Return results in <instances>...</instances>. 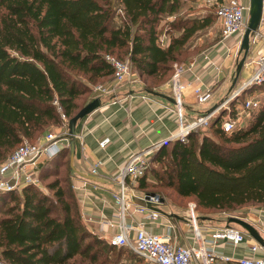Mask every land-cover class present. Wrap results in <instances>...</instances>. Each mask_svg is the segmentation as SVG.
<instances>
[{
	"label": "trees",
	"instance_id": "16d2710c",
	"mask_svg": "<svg viewBox=\"0 0 264 264\" xmlns=\"http://www.w3.org/2000/svg\"><path fill=\"white\" fill-rule=\"evenodd\" d=\"M194 1L0 0V161L24 140L61 125V114L69 118L93 99L87 83L113 73L106 54L126 58L146 91H153L169 77L179 53L189 52L183 48L190 38L216 17L210 10L188 14ZM171 15L160 36V22ZM207 128L215 138L203 132L197 140L192 132L186 142L162 144L149 161L163 167L152 171L157 183L148 182L147 167L134 189L171 188L202 209L264 207V105L246 126L224 132L217 116ZM64 162L71 170L67 146L39 161V181L54 173L46 183L52 196L34 184L0 191V264L117 263L125 247L110 246L87 229L71 179L58 177Z\"/></svg>",
	"mask_w": 264,
	"mask_h": 264
},
{
	"label": "built area",
	"instance_id": "2783aa9c",
	"mask_svg": "<svg viewBox=\"0 0 264 264\" xmlns=\"http://www.w3.org/2000/svg\"><path fill=\"white\" fill-rule=\"evenodd\" d=\"M248 14V0H222L217 3L215 15L219 22L220 42L228 55L236 57L240 53L241 40L247 26ZM263 20L264 17L261 15L259 25L249 36V46H256V48L254 53L247 52L243 61L242 67L248 69L246 77L219 103L197 112L194 116H188L185 112L183 92L190 88L196 104L204 105L212 96L211 86L203 83L192 84V81H180V75L186 67H181L176 63L172 64V74L168 79V84L173 99L177 129L168 137V140L177 139L186 142L190 133H202V130L207 128L210 120L217 116L220 118V128L224 132H231L236 128L247 125L253 112L260 107L259 95L255 93L242 98L241 108L248 111L246 121H242L241 111L237 107L233 109L229 102L236 100L249 87L264 86ZM104 58L113 69V87L139 80L138 74L132 70L127 59L122 60L110 54H106ZM93 89L98 92L108 91L102 85H95ZM222 109L224 111L219 114ZM61 121V125L57 130L48 132L43 136V141L29 142L24 140L11 154L0 161V191L13 189L20 191L26 184H39L38 165L40 159L54 155L63 146L68 147L69 138L66 127L68 118L61 114ZM75 136L74 134V138ZM62 139L66 140L65 145L60 142ZM161 142L131 153L112 173L110 178L116 185L115 191L111 194L117 207L116 221L104 219L102 223L113 227L114 230L104 235L94 231L90 232L96 234L98 238L110 246L125 247L132 250L146 264H218V262L264 264V253L259 254L260 251H264V247L255 240L248 243L246 253L239 257L225 254L222 246L226 244L235 247L247 241L246 233L238 227L228 224L205 231L199 223V217L195 212V203L193 202L188 203L186 212L181 217L193 231L194 239L192 243L177 245L172 241L169 231L174 232L177 230V225L171 221V217L167 219L168 233L164 235L153 233L145 227L144 223L159 221L161 214L155 210L133 204L129 199L128 192L131 191L140 197L145 195V193L137 192L134 186L138 178L144 174L154 151ZM103 145L104 141H99V146L103 147ZM100 165V160L94 161L89 166V173L92 175L97 174ZM158 197L151 196L149 200L161 207L162 202L159 201ZM131 207H133L134 212L141 214V220L127 219V215H132L129 211Z\"/></svg>",
	"mask_w": 264,
	"mask_h": 264
},
{
	"label": "crops",
	"instance_id": "0c3cea01",
	"mask_svg": "<svg viewBox=\"0 0 264 264\" xmlns=\"http://www.w3.org/2000/svg\"><path fill=\"white\" fill-rule=\"evenodd\" d=\"M197 1L192 2L193 7ZM184 10H187L186 7ZM199 10L197 15L204 14ZM262 16L264 17V0ZM217 32L219 38L215 40ZM164 37L165 40L162 42L167 44L169 35H164ZM206 39L208 42L202 44L203 47L199 48L187 60L186 69L183 70L179 79L180 81H192V84L203 83L211 86L212 96L204 105H198L190 88H187L183 92V102L188 116L219 103L248 74V69L242 67L237 78L238 82L232 84L231 72L238 60L225 52V48L220 42L219 22L216 17L212 24L205 28L203 42ZM255 48L256 46H249L248 53H254ZM171 74L172 69L169 77L153 89L154 92L161 95L146 91L140 78L133 83H124L116 87H113L112 76L96 84L87 83L92 97H99L100 105L76 122L75 148L71 161L73 165L71 185L83 222L89 231L104 235L114 230L113 227L102 223V221L104 219L116 221L117 207L111 195L115 191L116 185L110 178L116 168L131 153L168 139L176 131L177 121L173 99L166 98L171 97L168 84ZM95 85H102L108 91H95L93 89ZM102 140L104 141L103 147L99 146V141ZM60 142L65 145L66 140L62 139ZM96 160H100L101 165L97 169V174L92 175L89 173V166ZM86 175H92L95 179ZM253 210L254 221L249 220V222L256 227L264 239V207ZM129 211L132 215H127L128 220H141V214L134 212L133 207ZM183 215L170 218L177 225V230L169 231L172 241L177 245L190 244L194 239L192 229L181 218ZM167 219L168 217L161 215L159 221L147 222L144 225L153 233L164 235L168 233ZM200 220L199 223L205 231L220 227L210 223L204 224ZM246 240L235 247L225 244L222 246V250L229 256L239 257L246 253L248 243L254 239L246 234ZM262 253L264 251L259 252V254ZM218 264L235 263L218 262Z\"/></svg>",
	"mask_w": 264,
	"mask_h": 264
},
{
	"label": "rangeland",
	"instance_id": "374dc122",
	"mask_svg": "<svg viewBox=\"0 0 264 264\" xmlns=\"http://www.w3.org/2000/svg\"><path fill=\"white\" fill-rule=\"evenodd\" d=\"M220 1H222V0H200V1L198 0L196 5H195V7H194V11L193 12H188V14H193V13H195V14L197 13L198 14L197 11L199 9H200L199 12H203L204 13L205 11H209L210 10V11H212L214 13V11L216 9V5ZM202 9H203V11H202ZM185 13H187V12L184 9H181L180 12H179V15L180 16L181 15H186ZM121 15H122V13L119 11V14H117L115 16L114 21L116 23H120V18L122 17ZM173 17L174 16L171 15L169 17V19H172ZM167 20H168V18L162 20L160 22V24H159L160 27H161L160 28L161 29L160 36L163 33L162 31H164V29L166 28L165 21H167ZM263 22H264V20H263ZM204 38H205V30H200L194 36H192L190 38V40L185 44V46L183 48V49L189 50V52H186L184 50H183V52H180L179 55H178L179 56V60L174 62V63L178 64L181 67H186L187 64H188V61L184 57H187V55H190V53L197 52L199 48L203 47L202 44H205V43L208 42L207 39H206V41L203 42ZM217 38H219V33L218 32L215 33V40ZM164 40H165V38H164ZM241 54L242 53L240 52L236 56V60H238L240 58ZM125 60H126V58H125ZM234 72H235V67H233V69H232L231 78L234 75ZM236 82H238V80ZM255 93L259 95L260 106L261 105L263 106L264 105V86H259V87L255 88V89H253L252 91H250L246 95H253ZM246 95H244V96H246ZM231 101H234V100H231ZM241 101H242V98L234 101L230 105L233 107V109H235V107H237V109H239L241 111V119H242V121H246L247 118H248V111L242 110ZM229 103H231V102H229ZM194 115H196V113L192 114V116H194ZM58 128H59V125L51 127L48 132L57 130ZM202 131L205 132L206 134L212 136L213 138H215V135L212 133V131L209 128H206V129H204ZM200 137H201V132H197L196 139L198 140ZM42 138L43 137L40 136V137H37V139H35V140H29V142H35L36 140L43 141ZM66 166H67V164H66V162H64L63 166L59 167L60 170H59L58 177L67 176L69 179H71L72 169L70 168L71 170H68V168ZM154 170H158L160 172L163 170V167L160 164V162L153 161V162L149 163V166H148V169L146 171L145 176L149 180L148 182L150 184L157 183V180H156V178H154V175H153V172H152ZM53 174H54L53 172H52L51 175L47 174L46 177H43L39 181V184L37 185V187L41 191H43L44 193H46V194H48L50 196H52L51 195L52 191L49 190L46 187V183L48 181H50L54 177ZM145 190L154 192V193L158 194V196L160 198L163 199L162 204H161V208L164 211H166V212H172V213H176L178 215H182V214H185L188 203L189 202H193L194 203V198L193 197H180L171 188H162V187H158V186H154V187L148 186V188H146ZM136 191L140 192L138 190H136ZM258 207H263V206H261L259 204H246V205H243L241 207H238L237 209H235L234 211H231V212H224V211L217 210V209H202V208L196 207L195 208V212L198 215L199 219H201L200 222H202L204 224L205 223H210V224H213V225H216V226H222V225L228 224L226 219H227V217L229 215H237V216H241L243 218H246V220H248V221L249 220H253L254 221L253 215H255V214H253V212H254L253 209L258 208ZM229 225H233L235 227H238L242 232H245L244 229H242L240 226H238L236 224L231 223ZM115 252L116 251L113 250L110 253V256L114 255ZM116 264H146V263L142 259H139L134 254V252L132 250H130L128 248H125L124 251H121L120 257H119V259H118Z\"/></svg>",
	"mask_w": 264,
	"mask_h": 264
},
{
	"label": "water",
	"instance_id": "95a60500",
	"mask_svg": "<svg viewBox=\"0 0 264 264\" xmlns=\"http://www.w3.org/2000/svg\"><path fill=\"white\" fill-rule=\"evenodd\" d=\"M249 1V14H248V22L247 26L244 30L242 40H241V45H240V52L242 53L240 58L238 59L236 66H235V72L233 75V80L232 84H234L237 81L238 75L240 73V70L243 65V61L245 59V56L247 55L248 49H249V36L250 34L257 28L259 25L261 15H262V8H263V0H248ZM152 93L159 94L157 92L152 91ZM161 95V94H159ZM169 100H172L171 97H166ZM100 105V99L99 97H94L91 99L88 103L83 105L80 109H78L71 117L68 118L67 121V133H68V158H69V164L70 167L73 169V165L71 163L72 161V156L74 153V148H75V140H74V134H75V125L76 122L93 111L95 108H97ZM224 110L222 109L219 114H221ZM168 139L163 140L159 147L166 143ZM158 147V148H159ZM158 148L156 150H158ZM155 152V151H154ZM89 178L95 179L94 176L92 175H86ZM128 196L130 201L133 204L142 206L144 208L150 209V210H155L159 212L161 215L166 216V217H178L177 214L172 213V212H166L164 211L161 207L157 206L155 203L151 202L149 198L151 196H158V194L154 192H148L145 193L143 197H140L138 195L133 194L131 191L128 192ZM159 201L162 202L163 199L158 197ZM228 225L233 223L238 226H240L242 229L245 230V232L256 242H258L260 245L264 247V239L256 229V227L251 224L249 221L244 219L241 216L237 215H229L226 219Z\"/></svg>",
	"mask_w": 264,
	"mask_h": 264
}]
</instances>
